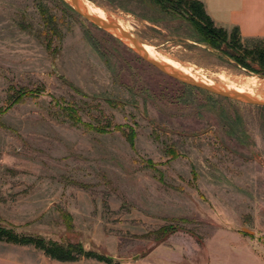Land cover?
Instances as JSON below:
<instances>
[{
	"label": "rangeland",
	"instance_id": "374dc122",
	"mask_svg": "<svg viewBox=\"0 0 264 264\" xmlns=\"http://www.w3.org/2000/svg\"><path fill=\"white\" fill-rule=\"evenodd\" d=\"M87 1L186 75H249L169 4ZM67 4L0 0V227L114 264H259L264 107L169 77Z\"/></svg>",
	"mask_w": 264,
	"mask_h": 264
},
{
	"label": "trees",
	"instance_id": "16d2710c",
	"mask_svg": "<svg viewBox=\"0 0 264 264\" xmlns=\"http://www.w3.org/2000/svg\"><path fill=\"white\" fill-rule=\"evenodd\" d=\"M59 1L67 4L63 0ZM157 2L163 8H168L166 4H169L170 9L184 14L183 16L193 25L201 41L228 57L236 67L250 75L255 74L264 78V39L244 41L238 27H234L231 31L217 27L206 13L204 4L200 1L157 0ZM68 7L74 10L71 6L68 5ZM64 110L69 112L68 116L71 114V120L80 124L75 108L68 107ZM107 128H110V125L98 127L97 130L104 133ZM0 241L21 246H33L42 251L48 258L58 262H77L82 258H86L95 259L106 264L115 263L107 256L86 251L79 243L62 244L46 240L41 236L19 235L13 230L2 227H0Z\"/></svg>",
	"mask_w": 264,
	"mask_h": 264
},
{
	"label": "crops",
	"instance_id": "0c3cea01",
	"mask_svg": "<svg viewBox=\"0 0 264 264\" xmlns=\"http://www.w3.org/2000/svg\"><path fill=\"white\" fill-rule=\"evenodd\" d=\"M204 4L206 13L219 28L228 31L240 29L245 40L264 39V0H195ZM33 246H21L0 241V264H106L97 260L58 262L42 255ZM264 264V259H256ZM146 264H202L200 259L189 263L169 261H147ZM205 264V263H204Z\"/></svg>",
	"mask_w": 264,
	"mask_h": 264
},
{
	"label": "bare ground",
	"instance_id": "6f19581e",
	"mask_svg": "<svg viewBox=\"0 0 264 264\" xmlns=\"http://www.w3.org/2000/svg\"><path fill=\"white\" fill-rule=\"evenodd\" d=\"M64 1L66 3H68L82 18H84L90 22H94L95 24L102 26V23L100 21L93 20L90 17H88L87 14L85 13V11L83 10V8L85 10H87L88 12L97 16L99 19L109 21L111 23L112 27L116 31L123 32L124 30H126L120 21H118L117 19L107 15L104 11L93 6L91 3L89 4V2L87 0H79L80 1L79 4L75 0H64ZM144 49L146 50V52L151 57H153L156 60H160L161 62H164L163 59L169 60V58L164 57L161 54H156L155 52H153V50H151L149 46L144 47ZM170 68L177 70L181 74H183L189 78H192L194 80L200 81L202 83L214 84V85H216L220 88L226 89L228 91L243 93V94L258 98V99L264 98V78H262L263 76L260 77V76H256L255 74L254 75H250V74L249 75H246V74H236V75L222 74V75L218 76V79H219L218 83L220 84V85H218L217 83L215 84V83L210 82V81L209 82L204 81L202 78V75H201V71L196 70L197 68L195 69L193 67H188V66L185 67L187 74H189V75L184 74L181 70H179L177 68H173V67H170ZM217 74H218V72L216 73V75Z\"/></svg>",
	"mask_w": 264,
	"mask_h": 264
},
{
	"label": "water",
	"instance_id": "95a60500",
	"mask_svg": "<svg viewBox=\"0 0 264 264\" xmlns=\"http://www.w3.org/2000/svg\"><path fill=\"white\" fill-rule=\"evenodd\" d=\"M79 4V0H75ZM85 13L87 14L88 17H90L93 20L100 21L102 23V27L109 33H111L115 38L126 44L129 48H131L137 55H139L144 61L155 67L156 69L160 70L164 74L168 75L169 77L192 87L198 88L205 90L207 92H210L214 95L228 98L234 101L238 102H243L249 105H254V106H262L264 107V98L263 99H258L243 93H238V92H233V91H228L226 89L220 88L214 84H208V83H202L200 81L194 80L192 78H189L183 74H181L179 71L174 70L170 68L168 65L165 63L161 62L160 60H156L153 57H151L146 50L140 46L139 43H137L135 40H133L131 37H129L124 31L123 32H118L116 31L111 23L106 20H101L94 14L88 12L85 10ZM263 78V77H262ZM112 260H114L112 257H109Z\"/></svg>",
	"mask_w": 264,
	"mask_h": 264
}]
</instances>
